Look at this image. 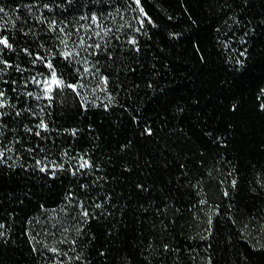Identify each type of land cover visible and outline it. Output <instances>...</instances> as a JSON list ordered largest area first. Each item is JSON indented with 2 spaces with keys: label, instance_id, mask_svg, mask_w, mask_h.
<instances>
[{
  "label": "trees",
  "instance_id": "trees-1",
  "mask_svg": "<svg viewBox=\"0 0 264 264\" xmlns=\"http://www.w3.org/2000/svg\"><path fill=\"white\" fill-rule=\"evenodd\" d=\"M262 3L250 0L244 8L239 0H141L156 27L146 23L148 35L137 34L141 51L118 60L123 83L117 88L110 79L115 99L107 109V94L99 90L88 94L97 107L54 103L40 113L49 124L41 137L25 127L35 130L39 116L9 119L13 131L5 142L20 137V156H12L25 167L0 173V264H45L31 237L55 245L46 218L56 215L53 209L63 217L65 191L71 187L83 196L79 183L97 177L89 195L104 208L88 225L94 237L83 246L88 264H208L209 258L212 264H264V237L252 233L264 226V188L258 183L264 182ZM136 15L125 12L123 21L112 23L139 27ZM0 86L15 99L11 85ZM44 104L28 100L37 112ZM37 144L52 149L50 160L61 161L60 150L69 149L86 153L98 168L77 178L32 173L27 166L33 156L45 155ZM25 145L36 151L29 154ZM106 195L111 199L105 201ZM203 207L208 215L201 232L195 226ZM64 227L73 229L70 238L75 235L74 222Z\"/></svg>",
  "mask_w": 264,
  "mask_h": 264
},
{
  "label": "snow or ice",
  "instance_id": "snow-or-ice-1",
  "mask_svg": "<svg viewBox=\"0 0 264 264\" xmlns=\"http://www.w3.org/2000/svg\"><path fill=\"white\" fill-rule=\"evenodd\" d=\"M239 3L247 8L250 0H239ZM125 12L137 13L132 19L139 27L131 23H112L117 18L123 21ZM231 18L234 23H240L235 16ZM260 22L264 23V19ZM146 23L156 27L141 0H11V3H8V0H0V85H11V92L16 93L13 99L8 90L0 86V166H3L0 167V173L17 166L25 167L23 164L17 165L12 156L14 152L17 158L20 156L15 148L16 144H21L20 137L5 142L8 132L13 131L9 128V119L22 117L26 113L30 117L39 116L35 130L25 127L28 133L41 137V130L48 132L49 124L40 113H46V109L54 103L65 105L72 100L85 109L90 106L97 107L99 105L96 100H89L88 94L99 90L106 93L109 100V104H103V107H109L115 99L109 91L110 79L115 77L114 86L117 88L123 83L119 80L123 66L118 60L122 56L141 51L137 34L148 35ZM114 40L119 43L113 44ZM223 43L227 48L228 42ZM246 52L247 50L240 55L244 56ZM236 63L242 65L243 61L237 59ZM127 70L130 73L136 72V68ZM10 72L17 73L19 80L2 79L3 76L10 75ZM30 85L33 87L32 91H29ZM261 96H264V89H261ZM29 99L44 101L45 104L43 107L37 105V112L28 106ZM20 102H23L24 107L17 106ZM235 107L233 105V108ZM260 108L264 110V103L260 104ZM47 115L50 116L51 113ZM147 131L151 134V129ZM76 132V129L71 130L73 136ZM25 147L29 154L35 152L36 148L45 153L40 159L33 156L34 163L27 166L35 174L42 173L53 179L58 174L77 178L89 176L98 168L86 153L72 155L69 149H61V162L49 159L52 155L51 148L39 144L36 148L26 145ZM99 179L101 177H97L91 184L79 183L83 196L78 195L73 188H68L60 207L64 216L57 218L59 213L53 209L56 215L46 218L44 227L48 235L56 240L55 245L49 246L47 237L44 240L31 237L40 245L39 248L34 245L32 250L44 256L45 264H88L83 246L90 244L94 239L87 230L88 225L96 217L95 210L104 208L103 203L96 202V199L89 195L90 189ZM258 183L264 188V182ZM231 184L235 188L237 181L232 180ZM228 195L229 192L224 190V196ZM104 199L108 201L111 197L106 195ZM105 212L106 209L101 211L100 215ZM72 222L75 235L70 238L69 233L73 229L64 227V224ZM3 235L4 233L0 232V236ZM57 245H66L67 249ZM78 247L81 248L79 253ZM100 255L103 257L104 253ZM208 264H212L211 258L208 259Z\"/></svg>",
  "mask_w": 264,
  "mask_h": 264
},
{
  "label": "rangeland",
  "instance_id": "rangeland-1",
  "mask_svg": "<svg viewBox=\"0 0 264 264\" xmlns=\"http://www.w3.org/2000/svg\"><path fill=\"white\" fill-rule=\"evenodd\" d=\"M200 218L197 220V225L195 226L196 227V231H204L206 229V221H207V218L206 216L208 215V208H204L201 210L200 212ZM205 216V217H204ZM258 231L256 232H252L253 233V237H255V239L258 240V238L260 237H264V226H260L258 227Z\"/></svg>",
  "mask_w": 264,
  "mask_h": 264
}]
</instances>
